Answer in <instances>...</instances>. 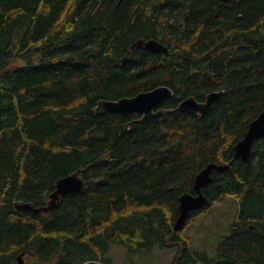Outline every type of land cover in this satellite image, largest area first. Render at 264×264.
Listing matches in <instances>:
<instances>
[{
  "label": "trees",
  "instance_id": "16d2710c",
  "mask_svg": "<svg viewBox=\"0 0 264 264\" xmlns=\"http://www.w3.org/2000/svg\"><path fill=\"white\" fill-rule=\"evenodd\" d=\"M119 1L0 0V264L22 252L24 264H114L113 243L177 246L172 264H264V136L234 158L264 109V0ZM140 38L169 52L132 50ZM161 85L174 91L163 119L96 111ZM219 90L203 115L178 109ZM212 163L227 167L203 187L207 206L175 231L181 196ZM79 170L83 192L54 210L15 207L47 204ZM227 200L238 209L224 237L192 245L187 224Z\"/></svg>",
  "mask_w": 264,
  "mask_h": 264
},
{
  "label": "water",
  "instance_id": "95a60500",
  "mask_svg": "<svg viewBox=\"0 0 264 264\" xmlns=\"http://www.w3.org/2000/svg\"><path fill=\"white\" fill-rule=\"evenodd\" d=\"M122 0L119 1V3ZM230 2L233 0H224ZM119 5V4H118ZM145 48L153 53H167L169 47L158 39L152 38L149 40L139 39L136 40L131 49ZM223 91H212L207 94L205 100L199 101L194 96H189L180 102L178 108L182 111L196 114H205L215 100L220 98ZM174 97L173 90L168 86H159L152 90L142 91L134 96H124L119 99H102L96 106V111L100 114L103 113H119L124 115L134 114L136 112L142 114L143 120H160L164 118L171 109L165 108L164 103L166 100ZM264 136V109L253 119L242 139H240L234 146L235 159L241 158L247 162L251 156L252 148L256 140ZM227 167L224 165L209 164L203 171L196 177L195 190L196 194L185 193L180 199V217L178 218L175 231L182 227V223L188 218L191 211L204 207L206 196L203 192L205 187L212 179V170H224ZM85 188L84 178L81 176L80 170L65 176L60 177L55 184V188L49 194L47 204L39 207L33 206L29 202H18L15 207L19 210L40 213L49 212L54 210L61 198L68 194H80ZM25 252H22L17 257L18 264L25 262Z\"/></svg>",
  "mask_w": 264,
  "mask_h": 264
},
{
  "label": "rangeland",
  "instance_id": "374dc122",
  "mask_svg": "<svg viewBox=\"0 0 264 264\" xmlns=\"http://www.w3.org/2000/svg\"><path fill=\"white\" fill-rule=\"evenodd\" d=\"M205 206H207V202L204 203ZM214 207L215 215L203 216L194 224H187L185 227L186 233L191 237L192 245L200 248L214 246L224 237L228 225L233 221L238 209L236 202L233 201L232 203L230 200L224 203H216ZM186 222L182 223V228ZM203 239H206L205 243ZM177 253V246L166 249L155 247L146 254L129 253L124 245L113 243L107 256H110L115 264H172Z\"/></svg>",
  "mask_w": 264,
  "mask_h": 264
},
{
  "label": "bare ground",
  "instance_id": "6f19581e",
  "mask_svg": "<svg viewBox=\"0 0 264 264\" xmlns=\"http://www.w3.org/2000/svg\"><path fill=\"white\" fill-rule=\"evenodd\" d=\"M121 3V2H120ZM140 39H144V38H140ZM150 39H152V38H150ZM139 40V39H138ZM145 40H149V39H145ZM102 100V99H101ZM80 173H81V171H80Z\"/></svg>",
  "mask_w": 264,
  "mask_h": 264
},
{
  "label": "flooded vegetation",
  "instance_id": "af4514ba",
  "mask_svg": "<svg viewBox=\"0 0 264 264\" xmlns=\"http://www.w3.org/2000/svg\"><path fill=\"white\" fill-rule=\"evenodd\" d=\"M118 4H120V3H118ZM159 87V86H158Z\"/></svg>",
  "mask_w": 264,
  "mask_h": 264
}]
</instances>
